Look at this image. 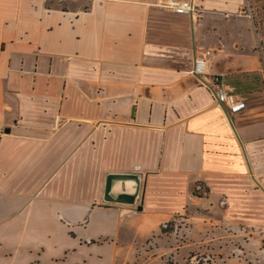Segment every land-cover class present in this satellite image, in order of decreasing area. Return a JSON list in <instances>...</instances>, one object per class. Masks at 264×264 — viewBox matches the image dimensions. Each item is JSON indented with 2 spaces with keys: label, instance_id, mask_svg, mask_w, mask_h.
I'll use <instances>...</instances> for the list:
<instances>
[{
  "label": "crops",
  "instance_id": "crops-1",
  "mask_svg": "<svg viewBox=\"0 0 264 264\" xmlns=\"http://www.w3.org/2000/svg\"><path fill=\"white\" fill-rule=\"evenodd\" d=\"M180 1L197 12L0 0V264H136L161 225L199 214L243 239L219 264H264L254 24L244 0ZM215 75L245 109L227 117ZM132 173L135 204L105 202L108 175ZM134 189L114 181L112 196Z\"/></svg>",
  "mask_w": 264,
  "mask_h": 264
},
{
  "label": "rangeland",
  "instance_id": "rangeland-1",
  "mask_svg": "<svg viewBox=\"0 0 264 264\" xmlns=\"http://www.w3.org/2000/svg\"><path fill=\"white\" fill-rule=\"evenodd\" d=\"M240 13L252 20L258 39L257 51L263 64L258 105L263 108L264 117V0H244ZM194 190L198 197L206 196L205 190L199 186L195 185ZM191 212L194 215L195 211ZM246 220L258 222L260 219L248 217ZM216 221V217L212 219L210 215L200 214L196 219L186 216L171 219L142 245L136 264H219L235 253L241 255L234 245H241L243 239L232 236L230 227L212 224ZM243 238L247 239L246 236Z\"/></svg>",
  "mask_w": 264,
  "mask_h": 264
},
{
  "label": "built area",
  "instance_id": "built-area-1",
  "mask_svg": "<svg viewBox=\"0 0 264 264\" xmlns=\"http://www.w3.org/2000/svg\"><path fill=\"white\" fill-rule=\"evenodd\" d=\"M161 7H164L177 15H193L197 8L192 1L180 0H160ZM204 59L195 61L194 72L197 73ZM207 89L212 94L215 101L224 109L227 117L245 109V102L237 98L233 93L226 90L223 77L221 75L213 76L211 82L206 83Z\"/></svg>",
  "mask_w": 264,
  "mask_h": 264
},
{
  "label": "water",
  "instance_id": "water-1",
  "mask_svg": "<svg viewBox=\"0 0 264 264\" xmlns=\"http://www.w3.org/2000/svg\"><path fill=\"white\" fill-rule=\"evenodd\" d=\"M8 132V131H7ZM125 180H132L135 183V189L133 193H121L117 195V198H113V182L114 181H122ZM124 184V183H123ZM140 176L137 174H119V175H108L105 190H104V201L105 202H115V203H122V204H135L139 193H140Z\"/></svg>",
  "mask_w": 264,
  "mask_h": 264
},
{
  "label": "trees",
  "instance_id": "trees-1",
  "mask_svg": "<svg viewBox=\"0 0 264 264\" xmlns=\"http://www.w3.org/2000/svg\"><path fill=\"white\" fill-rule=\"evenodd\" d=\"M193 195L196 196V197H198V195H197V193H196L195 190L193 191Z\"/></svg>",
  "mask_w": 264,
  "mask_h": 264
}]
</instances>
